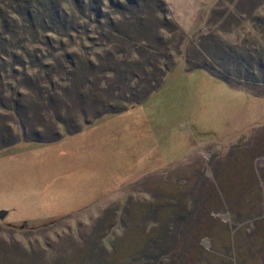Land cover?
<instances>
[{"label":"rangeland","instance_id":"rangeland-1","mask_svg":"<svg viewBox=\"0 0 264 264\" xmlns=\"http://www.w3.org/2000/svg\"><path fill=\"white\" fill-rule=\"evenodd\" d=\"M100 1L98 13L87 11L76 22V32L50 35L59 51L46 60L54 70L42 73L44 83L63 95L58 87L69 85L72 67L58 63L66 54L94 64L93 80L103 79L95 94L104 101L108 84L130 97L166 70L163 82L122 113L96 120L64 98L59 116L40 111L45 123L36 129H55L61 139L38 143L24 141L21 118L29 103L40 102L24 82L40 69L3 75L0 99H17L24 108L21 118L0 120L19 138L0 149V211L6 212L0 264H264V0H160L161 12L150 5L146 32L130 40L108 37L105 27L107 13L114 24L121 20L110 7L123 1ZM60 9L71 15L68 4ZM187 60L212 74L188 70ZM126 68L135 79L118 82L104 71ZM58 117L74 119L79 134L107 128L117 154L84 160L72 140L78 133L54 124ZM38 119L24 121L27 135ZM120 143L128 146L125 159ZM104 163L112 175L117 170L116 185L122 175L132 180L124 178L96 203L92 190L106 181Z\"/></svg>","mask_w":264,"mask_h":264},{"label":"trees","instance_id":"trees-1","mask_svg":"<svg viewBox=\"0 0 264 264\" xmlns=\"http://www.w3.org/2000/svg\"><path fill=\"white\" fill-rule=\"evenodd\" d=\"M123 3H117L110 7L114 12V15L122 17L121 20L113 23V19L110 14L105 15L106 23L105 27L108 29V37L112 35H123V37L130 40V36L141 35L148 26L149 21H146L144 13L149 11V6L156 3L157 10L153 11L159 13L163 8V3L160 0H122ZM100 0H4V7H0V89L2 86V77L7 75V71L16 74L15 69L23 70V73H27V68H39V76L34 78H26L24 82L28 84V87L37 94L39 103H29L27 114L24 117V121L30 123V119L33 116L34 120L42 118L40 111H46L50 109L54 110L59 116L60 109L65 108V99L75 101L76 106L81 105L79 113L84 117L85 114L92 115L93 120L99 119L100 117L108 114H119L125 110L127 104H134L140 97L146 98L149 96L160 84L163 82V73L159 76V80H151V83L145 89L132 93L130 97H126L119 93L120 88L108 84V92L104 94L108 96V99L104 101V96L95 91L98 88L94 87L98 85V82L103 79L93 80L94 77V64L90 60H86L84 64L80 61V58L73 55H65L64 62L58 63V67L61 69L66 64L72 67V71L69 74L71 79L69 85L58 87V90L63 94L62 97L52 87V82L48 81L44 83L42 73L49 70L52 72L50 64H47L46 60L49 58L53 59L52 56L56 54L58 50L53 49L52 38L50 35L63 36L68 32H76L74 30L75 24L79 19H87L86 12L95 14L98 13L100 7ZM0 3H2L0 1ZM68 4L71 15H67L66 12L60 9V4ZM99 5V6H98ZM146 10V12H145ZM148 10V11H147ZM96 18L99 17L95 15ZM98 22V21H97ZM150 25V24H149ZM147 29V28H146ZM131 34V35H130ZM130 35V36H129ZM36 46H45L52 49L51 55L40 54V50ZM150 52V50H148ZM112 57V55H111ZM55 59V58H54ZM75 60L78 61L79 66L76 67L74 64ZM189 65L188 70L192 69H205L211 74V69L207 66L191 65L188 60L186 62ZM131 66V64H128ZM80 71L77 73L78 69ZM101 69V67H100ZM126 70V71H125ZM124 72L105 69V72H110L115 80L120 82L128 75L130 76L129 81L136 78L129 69H125ZM48 73V74H49ZM24 75V74H23ZM80 76V77H79ZM104 79L106 77H103ZM221 79V78H220ZM125 80V79H124ZM43 81V83H41ZM50 84V90L48 85ZM154 86H153V85ZM44 85V86H43ZM92 87L90 90L89 87ZM86 91V92H85ZM112 92V93H110ZM22 94L17 93L16 98L21 97ZM45 96V98L43 97ZM64 99V100H63ZM41 103V104H40ZM27 104V103H26ZM25 104V105H26ZM24 108V105L17 101V99L1 100L0 109H3L6 113L0 114V120L12 118L13 114H18L21 118L19 111ZM30 110H34L35 113ZM40 114V115H39ZM51 116V115H50ZM38 117V118H37ZM59 118V117H58ZM22 119V137L24 141L38 142V143H53L61 139L60 135L55 129H45L43 132L36 131L37 128H41L45 123L43 120L38 119L37 127H33V130L29 131V135L25 133V123ZM53 123H61L70 134H76L80 131L78 123L73 120L65 121L59 118V121ZM35 130V131H34ZM4 133V134H3ZM41 134L43 136H41ZM19 141V138L15 136L8 125L0 126V149L15 145Z\"/></svg>","mask_w":264,"mask_h":264},{"label":"crops","instance_id":"crops-1","mask_svg":"<svg viewBox=\"0 0 264 264\" xmlns=\"http://www.w3.org/2000/svg\"><path fill=\"white\" fill-rule=\"evenodd\" d=\"M147 123H145V127H147L149 129L148 126H146ZM101 128H92V129H88L84 132H80V134H76L74 136L76 137H73L74 139L72 140H76V144L77 146H79V150L78 152L80 151V156L83 157V159L85 160L84 156H88L90 154V159L93 158V162L96 160V157L98 155L101 154V157L104 156L106 153L110 152V153H116L118 152L117 150V147H116V142L113 140V135H112V132L111 131H107L108 129H103L104 131L101 130ZM138 134V133H137ZM120 136H124L123 132L120 131ZM148 141L145 142L146 146H147V143ZM144 144V145H145ZM189 148L193 147L191 145L188 146ZM128 146L125 144V143H120V147H119V151L121 152L122 156H123V159H125L127 157V149ZM162 148V151L158 152L160 153L159 156H160V159H163L164 160V155H165V152H164V147H161ZM84 153V154H83ZM148 156V153H145V156ZM131 156V155H130ZM158 156V157H159ZM105 159V157H104ZM141 159V158H140ZM98 160V159H97ZM96 160V161H97ZM143 159H141L142 161ZM162 160V163L164 162ZM105 161V160H104ZM145 162V161H144ZM142 163L139 161V164ZM96 164H98L96 162ZM105 167L107 168L106 171H104L106 173V175L103 177V179H105L106 181L101 184V182H96L93 186V194H94V197H93V202H99L102 197L110 192H112V190H115V188L117 187V185L123 183L124 181V178L127 180H130L131 178H126L124 177L123 175L120 176V181L121 182H118V184L116 185V179L118 178L115 174V172L117 171H114L113 172V175L111 174V169H110V166H106V163H104ZM100 168V166H98ZM96 174H99V173H96V171L93 172V175H94V178H95V175ZM96 180H100V177L99 178H95ZM125 180V181H126ZM132 180V179H131ZM98 189H96V187ZM104 189L103 192H100V187H102Z\"/></svg>","mask_w":264,"mask_h":264},{"label":"water","instance_id":"water-1","mask_svg":"<svg viewBox=\"0 0 264 264\" xmlns=\"http://www.w3.org/2000/svg\"><path fill=\"white\" fill-rule=\"evenodd\" d=\"M6 215V212L0 211V219H3Z\"/></svg>","mask_w":264,"mask_h":264}]
</instances>
